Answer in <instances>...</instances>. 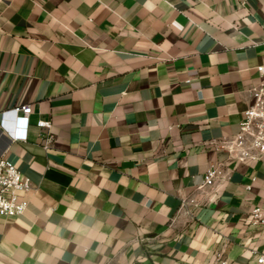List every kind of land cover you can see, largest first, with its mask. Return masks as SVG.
I'll return each mask as SVG.
<instances>
[{
	"label": "crops",
	"instance_id": "1",
	"mask_svg": "<svg viewBox=\"0 0 264 264\" xmlns=\"http://www.w3.org/2000/svg\"><path fill=\"white\" fill-rule=\"evenodd\" d=\"M263 62L264 0H0V158L32 181L0 214V264H258L264 155L215 143Z\"/></svg>",
	"mask_w": 264,
	"mask_h": 264
},
{
	"label": "built area",
	"instance_id": "2",
	"mask_svg": "<svg viewBox=\"0 0 264 264\" xmlns=\"http://www.w3.org/2000/svg\"><path fill=\"white\" fill-rule=\"evenodd\" d=\"M260 81L248 88L250 104L244 111L239 124V132L230 138H224L215 143L216 147L225 151L239 163L258 162L264 155V62L257 68ZM32 106L25 104L13 108L5 114H11L16 122V128L10 132L13 141H26ZM36 125L44 130L45 146L53 144L54 135L51 133L52 123L47 120H38ZM222 164H210L203 178V187L214 188L225 178ZM251 189L250 186L247 187ZM32 191V181L25 177L17 167L5 158H0V214L6 216L21 215L28 207L27 195ZM251 218L254 224L264 225V204L252 208ZM257 263L264 264V250H255ZM221 264H227L222 260Z\"/></svg>",
	"mask_w": 264,
	"mask_h": 264
}]
</instances>
